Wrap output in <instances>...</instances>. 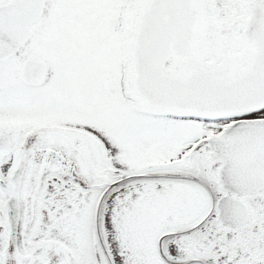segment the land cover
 <instances>
[{"label": "snow or ice", "instance_id": "snow-or-ice-1", "mask_svg": "<svg viewBox=\"0 0 264 264\" xmlns=\"http://www.w3.org/2000/svg\"><path fill=\"white\" fill-rule=\"evenodd\" d=\"M0 264H264V0H0Z\"/></svg>", "mask_w": 264, "mask_h": 264}]
</instances>
